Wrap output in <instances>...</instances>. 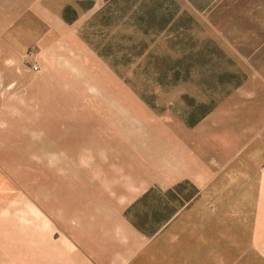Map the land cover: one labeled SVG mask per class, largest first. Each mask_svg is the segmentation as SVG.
<instances>
[{"label": "rangeland", "instance_id": "rangeland-1", "mask_svg": "<svg viewBox=\"0 0 264 264\" xmlns=\"http://www.w3.org/2000/svg\"><path fill=\"white\" fill-rule=\"evenodd\" d=\"M38 1L0 0V264L29 260L47 219L118 209L152 235L178 184L197 194L174 192L172 219L210 211L229 169L264 170V0Z\"/></svg>", "mask_w": 264, "mask_h": 264}, {"label": "crops", "instance_id": "crops-1", "mask_svg": "<svg viewBox=\"0 0 264 264\" xmlns=\"http://www.w3.org/2000/svg\"><path fill=\"white\" fill-rule=\"evenodd\" d=\"M27 1L29 7L37 2ZM70 1L42 0L33 7L56 10ZM223 174L222 184L215 181L212 188L222 194L210 195V211L196 207L182 211L152 235L140 231L132 219L120 217L118 209L106 213V219H47L46 227L41 228L46 231V247L35 242L31 258L21 263L264 264V170L238 168ZM141 181L135 198L126 189L125 202L130 199L133 203L158 182L152 175ZM212 207L223 208L225 214H214ZM248 219H255L254 231L247 225ZM220 221L222 231L216 230Z\"/></svg>", "mask_w": 264, "mask_h": 264}, {"label": "trees", "instance_id": "trees-1", "mask_svg": "<svg viewBox=\"0 0 264 264\" xmlns=\"http://www.w3.org/2000/svg\"><path fill=\"white\" fill-rule=\"evenodd\" d=\"M190 186L197 194V191H196V188L191 185L189 182H186L185 184H178L177 186H175L174 188L168 190L166 193H165V197L169 198V202H172V201H176L179 205L173 209V212L166 218L165 220V223L169 222L177 213H179L185 206L188 202H190V200H178V198L176 196L173 195L174 192L178 191L179 189L183 188L184 186ZM154 192V189H151L149 190L147 193H145L142 198H140L130 209H128L126 211V216H129V214L132 212V210L137 206L139 205L140 203L146 201L147 199H149V197L153 194ZM173 196V197H172ZM161 207L163 208H168L169 206V203L163 205L161 204L160 205ZM164 223V224H165ZM162 224V226L164 225ZM135 225V224H134ZM140 231H142L139 226L135 225ZM143 232V231H142ZM157 231H155L154 233H156ZM145 233V232H144ZM153 233V234H154Z\"/></svg>", "mask_w": 264, "mask_h": 264}, {"label": "built area", "instance_id": "built-area-1", "mask_svg": "<svg viewBox=\"0 0 264 264\" xmlns=\"http://www.w3.org/2000/svg\"><path fill=\"white\" fill-rule=\"evenodd\" d=\"M35 69H37V68L35 67Z\"/></svg>", "mask_w": 264, "mask_h": 264}]
</instances>
